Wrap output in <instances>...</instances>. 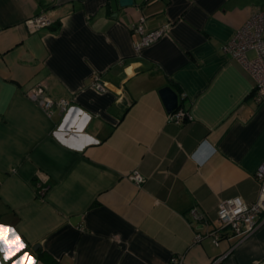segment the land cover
Returning a JSON list of instances; mask_svg holds the SVG:
<instances>
[{
    "label": "crops",
    "instance_id": "0c3cea01",
    "mask_svg": "<svg viewBox=\"0 0 264 264\" xmlns=\"http://www.w3.org/2000/svg\"><path fill=\"white\" fill-rule=\"evenodd\" d=\"M260 8L264 0H0V225L24 244L9 259L0 244V264L25 253L24 264H264V213L242 239L229 228L219 244L208 234L221 200L259 198L264 103L223 46ZM42 15L52 23L31 30ZM142 16L148 31L169 26L138 51ZM167 85L192 118L169 120Z\"/></svg>",
    "mask_w": 264,
    "mask_h": 264
},
{
    "label": "built area",
    "instance_id": "2783aa9c",
    "mask_svg": "<svg viewBox=\"0 0 264 264\" xmlns=\"http://www.w3.org/2000/svg\"><path fill=\"white\" fill-rule=\"evenodd\" d=\"M145 21L146 18L142 16L133 26L134 30L141 34V39L135 43V48L138 51L164 36L169 26V24H165L157 29L148 31L144 25ZM51 23L52 20L44 15L27 21L31 30H37ZM223 50L240 61L251 74L254 79V97L258 103H264V9L255 10L243 25L236 30L234 36L224 44ZM92 85L100 91L108 89V82L104 81L99 74L94 75ZM59 104L62 108V113H65L70 107V104L65 100H61ZM53 105L54 101L49 98L43 102L44 109L48 112ZM168 118L170 121L182 123L192 118V116L189 111L177 108L169 113ZM256 177L260 184L259 198L256 202L247 203L240 196L220 201L218 208L220 227L208 233L215 244H219L221 241V229L229 228L233 236H238L242 239L258 227L261 215L264 213V163L259 166ZM130 179L137 184L144 182V176L138 171L131 173ZM191 212L194 219H202L196 209ZM202 236L201 233H198L196 234V239L199 240ZM172 260L174 264L182 263V259L177 256H174Z\"/></svg>",
    "mask_w": 264,
    "mask_h": 264
},
{
    "label": "snow or ice",
    "instance_id": "6c2138e0",
    "mask_svg": "<svg viewBox=\"0 0 264 264\" xmlns=\"http://www.w3.org/2000/svg\"><path fill=\"white\" fill-rule=\"evenodd\" d=\"M14 233V230L5 225H0V244L4 245L3 251L5 253V259H9L14 256L17 252L23 249L24 244L21 242L18 235H13L12 238H9V234ZM31 257L27 253L17 261L16 264H24V261H30ZM34 264V262H33Z\"/></svg>",
    "mask_w": 264,
    "mask_h": 264
},
{
    "label": "water",
    "instance_id": "95a60500",
    "mask_svg": "<svg viewBox=\"0 0 264 264\" xmlns=\"http://www.w3.org/2000/svg\"><path fill=\"white\" fill-rule=\"evenodd\" d=\"M119 4L120 6H131L134 4V0H119ZM160 94L169 112H173L179 107V94L171 86L162 87Z\"/></svg>",
    "mask_w": 264,
    "mask_h": 264
},
{
    "label": "rangeland",
    "instance_id": "374dc122",
    "mask_svg": "<svg viewBox=\"0 0 264 264\" xmlns=\"http://www.w3.org/2000/svg\"><path fill=\"white\" fill-rule=\"evenodd\" d=\"M252 55V53H250Z\"/></svg>",
    "mask_w": 264,
    "mask_h": 264
}]
</instances>
